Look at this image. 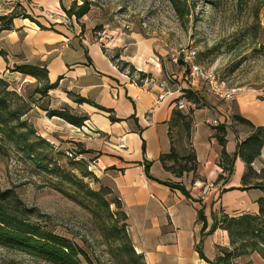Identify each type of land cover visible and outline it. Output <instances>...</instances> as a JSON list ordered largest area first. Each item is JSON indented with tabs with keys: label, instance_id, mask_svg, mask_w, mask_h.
<instances>
[{
	"label": "crops",
	"instance_id": "crops-1",
	"mask_svg": "<svg viewBox=\"0 0 264 264\" xmlns=\"http://www.w3.org/2000/svg\"><path fill=\"white\" fill-rule=\"evenodd\" d=\"M17 3L32 20L13 17L8 28H1L0 21V77L15 73L36 80L14 67L43 69L44 81L56 83L44 94L47 112L83 117L80 126L85 128L77 132L78 142L93 157L102 178L120 199L128 236L145 264H215L218 248L228 244V235L220 222L210 230L213 217L248 213L243 211L256 213L257 199L263 193L258 188H240L245 172L240 158H235L231 174L223 171L219 165L222 147L213 135L216 124L212 121L225 127L224 149L228 156L251 128L236 137L229 101L217 99L202 82L188 80L181 68L173 76L179 84L169 87L146 75L135 80L119 70L100 41L80 33L79 22H86L90 10L76 18L66 14L71 3L65 5L62 0H0V16L9 15ZM60 4L66 24L46 12ZM140 44L141 51L129 61L137 69L146 66L151 51L147 43ZM140 67L141 72H146ZM160 94L162 99L158 100ZM178 100L185 102L183 109L176 107ZM233 100L234 114L255 127L264 125V97L236 95ZM175 112L188 115V133ZM49 117L80 127L56 115ZM122 135L125 147L118 148L117 140ZM184 136L187 142L182 141ZM172 147L179 156L192 150L195 169L175 174L170 169L173 161L164 159L162 163L160 156L168 154ZM165 181L181 185L187 195ZM203 184L208 185L204 195ZM200 209L205 225L198 219Z\"/></svg>",
	"mask_w": 264,
	"mask_h": 264
},
{
	"label": "rangeland",
	"instance_id": "rangeland-1",
	"mask_svg": "<svg viewBox=\"0 0 264 264\" xmlns=\"http://www.w3.org/2000/svg\"><path fill=\"white\" fill-rule=\"evenodd\" d=\"M62 1L66 5L72 0ZM90 1L93 5L86 22H79L80 33L100 41L115 65L120 67L132 61L141 51L140 43L150 47L146 66L138 65L146 72L131 62L128 65L134 70L123 66V71L133 79H139L143 73L145 78H153L167 87L179 84L173 78L182 64L178 53L193 48L194 61L216 71L226 86L239 88L238 97H264V0H185L183 15L170 0ZM62 9L60 4L59 8L46 12L66 24L68 20L62 18ZM150 56L159 60L160 68L147 62ZM175 56H178L177 64L172 61ZM184 76L187 78L186 71ZM3 78L8 83L7 89L20 96L9 95L11 107L25 112L20 120L26 121V126L18 131L28 133V141L35 144L36 151L35 155L30 154L0 136V189L10 190L31 210L32 223L75 242L97 264H129L121 249L118 227L114 228L115 223H122L120 210L111 202L116 195L95 167L93 157L78 142L77 132L81 131L49 117L47 97L37 92L43 84L15 73ZM234 101L228 105L235 113ZM233 130L240 137L248 127L235 121ZM36 135L48 144L36 140ZM182 141L187 142V138L184 136ZM251 165L254 174L264 175L261 171L264 146ZM253 176L248 175L250 185L262 179ZM97 191L109 202V207L92 195ZM241 245L240 240L230 244L228 237V244L220 250L229 252L233 264H264V257L249 249L244 253ZM0 264L45 263L0 247Z\"/></svg>",
	"mask_w": 264,
	"mask_h": 264
},
{
	"label": "trees",
	"instance_id": "trees-1",
	"mask_svg": "<svg viewBox=\"0 0 264 264\" xmlns=\"http://www.w3.org/2000/svg\"><path fill=\"white\" fill-rule=\"evenodd\" d=\"M170 2L173 4L174 9H176L180 15H183L185 0H170ZM92 5L93 3L90 0H72L69 9L65 12L68 16L74 15L76 18H80L90 10ZM17 7H19V9H17ZM17 16L30 18L29 15L25 13L23 7L17 3L9 15L0 16V21L2 22L1 28H8L7 26L10 19ZM125 65H128V63H122V66L118 67L119 70H122ZM128 66L131 70H134L132 65ZM13 70L35 77L38 83L42 80V88L37 89V92L42 96L48 89L56 86L55 82L48 83L44 81L45 71L43 69L38 70L36 67L22 65L15 66ZM144 76L143 73L140 74L141 79L144 78ZM7 87V81L3 77H0V136L1 138H5L4 140L12 142L21 150L25 149L28 150L30 154H33L36 148L33 142L28 141V133L18 131V128L26 126V121L20 120V116L25 114V112L13 109L10 103L9 95L12 97L17 96L18 98L20 96L14 91H9ZM187 98L190 100L189 97ZM76 100L83 101L82 98ZM48 114L59 116L75 126H80L83 121V117H76L61 111L51 110L48 111ZM175 114L181 118L182 126L188 133L189 120L186 119L188 115L184 116L176 112ZM232 118L234 121L251 128V132L236 144L234 153L228 156L224 149L225 127L222 124H218L214 127L213 135L222 147L219 165L222 166L223 171H227L229 175L232 173L235 158H240L246 169L241 177L242 186L240 188H258L262 191L263 195L257 199L256 213H245L236 217H229L224 214L220 215L219 218L214 216L213 225L210 230L215 228L216 223L220 222V226L227 231L230 244H233L236 240H240L244 253H246V249H249V251L257 252L264 257V175L258 176L254 174L251 165L254 159L260 155L261 149L264 146V125L255 127L247 119L239 115H233ZM35 138L39 142L48 144L47 141L40 136L36 135ZM164 159L173 161L174 165H172L170 169L175 174L182 172V170H194L196 167L195 154L192 150L186 155L179 156L172 147L168 154L160 156V161L162 163ZM179 161L182 163L180 164ZM175 164L178 165V172L174 169ZM261 171L264 173V169ZM250 174L257 178H262L261 181L250 185L248 179V175ZM218 177L224 178L222 175ZM165 183L172 188L180 189L182 193L187 195V192L181 185L168 181H165ZM109 190L107 189L106 192H110ZM92 195L109 207V202L102 199L99 191L92 192ZM111 202L120 210L119 214L122 223L120 225L115 223L114 228L118 227L117 232L121 235V249L128 258L129 264H145L142 254L135 251L128 236L125 223L126 214L121 209L120 199L114 196ZM30 212L31 210L26 208L10 190L0 189V247L7 250L19 251L45 264H97L91 259L88 253L75 242L32 223L29 219ZM198 219L205 225V219L201 209L198 211ZM220 248H218L219 253L214 260L215 264H233L230 261L229 252L225 249L220 250Z\"/></svg>",
	"mask_w": 264,
	"mask_h": 264
},
{
	"label": "built area",
	"instance_id": "built-area-1",
	"mask_svg": "<svg viewBox=\"0 0 264 264\" xmlns=\"http://www.w3.org/2000/svg\"><path fill=\"white\" fill-rule=\"evenodd\" d=\"M181 56L182 64L181 69L183 72H187V78L192 81H200L207 87V90L215 96L217 99L223 101H231L239 93L240 89L237 87L226 86L222 80L219 79L218 74L213 69L207 68L200 63L194 61L196 56V51L193 48L181 49L178 56ZM178 56L172 58L174 64L178 63ZM147 62L152 64L156 68L161 67L159 60L153 56H150L147 59ZM162 99V94L158 95V100ZM178 109H183L185 107V102L183 100H178L176 103ZM213 124H216V121H212ZM84 126L77 127V130L83 131ZM117 147H125V138L124 136L118 137ZM94 162V161H93ZM208 191V185L203 184L201 187V193L204 195Z\"/></svg>",
	"mask_w": 264,
	"mask_h": 264
}]
</instances>
